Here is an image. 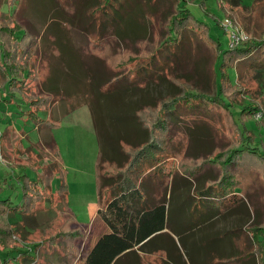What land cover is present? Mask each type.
Listing matches in <instances>:
<instances>
[{"label":"trees","instance_id":"obj_1","mask_svg":"<svg viewBox=\"0 0 264 264\" xmlns=\"http://www.w3.org/2000/svg\"><path fill=\"white\" fill-rule=\"evenodd\" d=\"M189 1L51 0V18L67 27L87 76L100 144L96 215L110 231L85 250L82 264H145L146 255L157 254L163 256L162 264H187L183 248L190 231L237 209L255 220L244 227L214 231L224 240V247L212 249L204 264H214V259L224 263L236 256V248L230 253L227 246L236 247L235 241L244 234L252 245L246 255L253 254L252 264H264V209L244 186L253 176L264 177V145L238 124L232 110L236 102L243 103L251 96L255 101L245 105L242 115H264V97L259 98L264 87V0H253L251 6L241 0H219L226 16L241 20L249 35L245 42L228 48L212 34L210 25L196 17ZM21 2L0 0V6L7 3L15 7L12 12L0 7L2 100L25 103L26 108L18 114L31 119L41 133L25 148L27 157L19 163L35 174L19 171L21 201L16 202L11 191L5 195V190L12 189L3 185L6 178L3 182L0 173V264H38L40 249L55 247L56 242L63 256L75 254L71 250L80 237L79 228L72 227L75 217L68 201V169L53 130L61 124L58 113L70 112L82 102L68 109L57 107L59 99L55 97L68 94L69 87L54 76L40 80L36 52L43 50L38 38H28L35 25L26 17ZM217 23L221 26V20ZM118 49L128 50L129 56L120 67H110L106 51ZM115 52L113 56L118 55ZM90 60L98 65L92 66ZM137 60L140 63L126 69ZM230 68L235 69V81L228 73ZM150 80H167L175 89L163 96L132 99V94L138 88L145 89ZM114 100L118 106L129 105L134 110L131 118L138 138L110 133L105 105H112ZM149 108H156L152 120L145 118ZM217 114L226 118L228 129V141L219 144L217 133L222 125L214 120ZM129 116L120 115V120L128 121ZM180 135L185 139L200 136L209 147L204 155L185 157L199 160L194 165L182 159L179 163L171 161L173 154L184 158L191 149H177ZM44 159L49 162L43 164ZM107 166L118 170L106 171ZM55 175L61 179L56 189L52 185ZM181 185L186 189H180ZM187 207L197 214L196 225H188ZM56 215L59 224L51 233L55 241L48 243L50 246L45 242L22 244L27 226H38L42 219L45 222ZM14 216L21 218L8 221Z\"/></svg>","mask_w":264,"mask_h":264},{"label":"rangeland","instance_id":"obj_2","mask_svg":"<svg viewBox=\"0 0 264 264\" xmlns=\"http://www.w3.org/2000/svg\"><path fill=\"white\" fill-rule=\"evenodd\" d=\"M241 2L246 6H251L253 0H241ZM21 3V7L24 9L26 17L35 25V30H29L28 38L30 40L38 38L43 50L36 52V57L40 61L39 74L37 72V75L40 76V80L47 79L49 76H54L60 83L67 85L70 89L68 94H62V96L55 97L57 101L59 99V102L55 103L56 106L60 107V105H64V109H68L72 104L78 103L79 101L82 102L81 106L71 109L70 112H66L63 115L58 113V116L61 118V124L54 129L64 164L66 168L69 169L66 174V182L69 187V207L74 213L75 223L82 227V229L79 228L80 237L77 240V245L71 250L77 254L83 252L88 246L89 240L97 236L101 230L99 223L92 226L95 221L98 222L100 220L95 217L99 200V173L97 163L100 153V144L91 110L92 96L89 82L67 27L63 22L51 18V0H22ZM188 5L198 19L211 26L212 34L220 40L221 44L226 48L230 47L229 34L217 23V20H221L222 23L225 17H229L226 16L225 11L219 5V0H206L204 5L203 0H190ZM0 7L4 12H12L15 10V7L10 8L7 3L2 4ZM205 9H208V11ZM235 21L245 27L241 20L237 19ZM17 33L18 35L22 34L23 30L18 31ZM101 44L103 46L107 45L106 43ZM99 48L100 50L104 49V47ZM123 48L127 49L125 46H123ZM125 49H118L116 52L114 50L106 51L107 58L110 60V64L108 63L110 67H120L121 64H125L129 56V51ZM129 49H133V47L130 46ZM114 52L118 53V55L113 56ZM102 55L105 56L104 51L102 52ZM89 63H91L92 66L98 65L96 60H90ZM138 63H140L139 60L129 64L126 69L135 66ZM99 70L101 73L103 72V68H100ZM228 73L230 74L232 81H235V69H228ZM150 81L152 82L150 83ZM150 81L148 82V84H150H147L146 86L147 88H138L136 92L132 94V99L137 101L141 96H163L169 91L173 92L175 89L173 85L167 82V80ZM253 84L255 85V83ZM259 92V98L264 97V87L260 88ZM254 101L255 100L251 96H246L244 102H236L232 106V110H234V115L238 124L242 128L246 127L250 130L256 140L264 145V115L262 113L256 114L255 117H244L242 115V110L245 108V105H251ZM105 106H107L106 108L108 110L107 118L113 120L112 122L110 120L106 122L111 134L116 136L123 133L124 137H128L129 139L139 137L138 129L133 125L131 118L134 110L129 105L120 107L114 100L112 105L110 102H106ZM25 108L26 104L19 99L13 103L0 100V133H2L0 137V173L2 174L1 179L3 182L6 178V183L3 185L5 187L11 186L9 189H12L5 190V195H9V192L11 191L12 197L16 202L21 201L22 197V180H19V171H22L23 169L24 172H28L30 176H35L32 170L21 168L19 163L22 158L27 157V151L25 148L40 138L39 131L34 122L31 119L23 118L18 114ZM119 114L122 117H127V114H130L129 120L127 121V118L125 120H120ZM155 114L156 108H149L145 113V118L147 120H152ZM214 120L222 125V131L217 133L218 144L227 142L228 139L226 136L228 135V129L225 123L226 118L217 114L214 117ZM7 129L9 130L5 132ZM174 132L175 131H173V133ZM25 134L28 136L24 137ZM181 136L183 135H180L179 140L181 143L177 149L180 148L184 151L190 146L191 149H189L188 154L185 155L184 158H176L173 154V159L171 161L172 163H179L180 159H182L185 164L194 165L199 160L185 157H191L189 155H204V151L209 149V147H205L206 143L200 136L199 138H196L193 136L190 137L189 135L188 139L181 138ZM182 154H184V152H182ZM48 162V159L42 160L43 164ZM117 170L118 169L115 166H107L106 169V171L109 172H116ZM263 178L264 177L261 175H257L256 177L253 176L248 179V182L245 183L244 186H246L254 200L264 209ZM201 181L203 180L201 179ZM60 183L61 179L59 175H55L52 178L54 189H56ZM180 189L185 190L186 188L184 185H181ZM186 215V218H188V225H196V223L199 222L197 220V214L194 211L191 213V210H189L188 207ZM20 218L21 216H14L10 217L8 221L15 222L20 220ZM254 220L253 216L251 218L246 211L237 209L223 219L214 218L207 221V225L195 227L193 232L190 231L191 235L185 238L186 247L183 246L184 257L187 264H192L190 257L198 262V264H204L205 257L212 249H221L224 247V240L221 239L220 236H215L214 231H217V229L219 230V228H222L224 230L237 225L244 227ZM44 221L45 222H43L42 219V222L38 226H27L22 244L33 246L36 243L45 242V244L50 246L48 243L55 241H52L51 233H53L55 227L59 224L58 215ZM103 231H107V228L105 227ZM176 240L178 241L177 237ZM238 241H235L236 247L230 243L227 246L230 253H233V250L236 248L235 253H237V255H234L232 258L230 257L228 260H225L224 263L219 264H252L254 258L253 254L248 253L246 255V252H251L250 249L252 248L249 236L244 234V236ZM55 245V247H42L40 249V255L43 253V256L41 257L39 264H49L47 262L48 258L45 251L47 252L51 250L54 253H58V242H56ZM185 248L188 250L190 257L186 253ZM72 257V253L68 256H64L68 261L72 260ZM162 258V255L157 254L146 255L144 259L145 264H162ZM218 260L219 259H214V264H218ZM58 261H60V259H58ZM77 261V264H79V258ZM24 262H16L15 264H24Z\"/></svg>","mask_w":264,"mask_h":264},{"label":"crops","instance_id":"obj_3","mask_svg":"<svg viewBox=\"0 0 264 264\" xmlns=\"http://www.w3.org/2000/svg\"><path fill=\"white\" fill-rule=\"evenodd\" d=\"M23 118H26V117H23ZM36 126V125H35ZM37 127V126H36ZM38 129V128H37ZM39 131V130H38ZM53 132H54V130H53ZM40 131H39V135H40ZM25 136H28L27 134H25L24 135V137ZM54 136H55V133H54ZM55 139H56V136H55ZM56 141H57V139H56ZM69 170V169H68ZM71 209V208H70ZM97 210H98V208H97ZM71 212H72V210H71ZM73 213V212H72ZM96 214H97V211H96ZM95 214V217L96 218H99V217H97V215ZM73 215H74V213H73ZM100 220L98 221V222H94L93 224H92V226L93 225H95L96 223H99V226L101 227V230H100V232H99V234L97 235V236H95V237H93L92 239H90L89 240V243H88V246L86 247V249H84L83 250V252H80V253H77L76 255H77V259L79 258V264H82V260H81V256H82V254L85 252V250H87V249H89V248H91L92 246H94V244L97 242V240H98V238H99V236L102 234V233H104V232H108V231H110L109 230V227H108V225L101 219V218H99ZM86 226V225H85ZM91 226V225H90ZM72 227H78V228H80V229H82V227H80V225L79 224H77V223H75L74 225H72ZM105 227L107 228V231H103L104 229H105ZM63 251L61 250V252L60 251H58V253H54V252H52L51 250H49V251H45V254H47L46 256H47V258H48V263L49 264H69V261L67 260V259H65L64 258V256H63V253H62ZM74 253V252H73ZM32 254H33V252H32ZM73 256L75 255V254H72ZM38 256L40 257V260H41V257L43 256V253L40 255V252L38 253ZM58 259H60V261H58ZM77 259H75V261H71V263L70 264H77ZM40 260H39V263H40ZM17 261H19V259L17 260ZM38 263V264H39Z\"/></svg>","mask_w":264,"mask_h":264},{"label":"built area","instance_id":"obj_4","mask_svg":"<svg viewBox=\"0 0 264 264\" xmlns=\"http://www.w3.org/2000/svg\"><path fill=\"white\" fill-rule=\"evenodd\" d=\"M221 26L230 36V47H235L241 44L242 42H244L248 38V34L244 29V27L239 22H236L230 17H225V19L221 23ZM2 97H3V90L1 89L0 86V100H2ZM1 135L2 133H0V137Z\"/></svg>","mask_w":264,"mask_h":264}]
</instances>
